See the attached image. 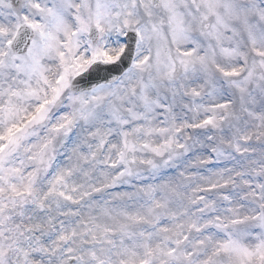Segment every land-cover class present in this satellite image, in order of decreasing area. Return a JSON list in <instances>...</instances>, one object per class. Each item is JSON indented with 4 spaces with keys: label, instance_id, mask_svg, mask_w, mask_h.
Here are the masks:
<instances>
[{
    "label": "snow or ice",
    "instance_id": "snow-or-ice-1",
    "mask_svg": "<svg viewBox=\"0 0 264 264\" xmlns=\"http://www.w3.org/2000/svg\"><path fill=\"white\" fill-rule=\"evenodd\" d=\"M0 264H264V0H0Z\"/></svg>",
    "mask_w": 264,
    "mask_h": 264
}]
</instances>
